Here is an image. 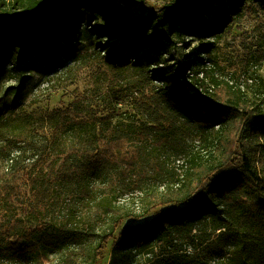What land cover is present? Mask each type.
I'll use <instances>...</instances> for the list:
<instances>
[{"label":"trees","instance_id":"16d2710c","mask_svg":"<svg viewBox=\"0 0 264 264\" xmlns=\"http://www.w3.org/2000/svg\"><path fill=\"white\" fill-rule=\"evenodd\" d=\"M122 1L0 0V68L66 67L62 56L76 59L86 32L107 40L98 50L104 64L129 72L106 114L86 105L0 117V159L10 173L28 175L38 215H53L93 182L107 189L93 217L98 229L0 219V264H47L56 249L93 236L101 248L134 216L114 199L133 190L147 211L160 209L121 231L115 259L155 241L173 245L178 234L193 252H165L157 264H264V98H252V83L221 78L200 51L176 61L187 36L221 32L247 0ZM38 125L50 129L52 143L36 141L27 155L14 145ZM45 151L60 158L37 165ZM0 194L19 198L17 182L3 178ZM194 229L211 232L198 238Z\"/></svg>","mask_w":264,"mask_h":264},{"label":"rangeland","instance_id":"374dc122","mask_svg":"<svg viewBox=\"0 0 264 264\" xmlns=\"http://www.w3.org/2000/svg\"><path fill=\"white\" fill-rule=\"evenodd\" d=\"M146 1L152 6H159L178 0ZM212 19L215 21L216 17ZM79 38L76 43L78 57L67 60V55L62 56L61 60L67 62L66 67L48 71L47 68L29 67L14 62L0 68L1 118L19 120L18 116L21 114L41 115L49 110L68 106L76 110L77 107L89 105L99 111L100 115L108 112L109 100L118 95L117 88L124 84L122 81L129 72L114 71L99 57V46L107 42L106 39L86 32ZM179 45L181 49L176 61L188 62L200 51L208 66L213 67L221 78L242 87H245L247 82L252 83L253 89L250 91L252 98L256 101L257 96L264 98V4L261 1L247 0L241 11L233 15L228 23L223 24L221 32L207 33L205 37L200 32H192L184 43ZM141 118L145 119L140 115L139 120H142ZM137 119L131 118L133 121ZM25 135L28 139L22 143H15L14 146L26 148L27 155L32 152L29 148H32L36 141L50 145L53 140L50 129L42 125H38V128ZM191 144L198 148L194 143ZM59 158L56 154L45 151L38 157L37 165L45 167L52 160ZM9 165L8 161L0 159V181L3 178H10L17 182L19 198L9 199L0 194L1 220L20 218L22 222L32 227L46 220H51L56 226L91 225V229L102 226L100 219L93 220L95 212H98L99 202L107 200L105 196L107 189L102 182H93V187L87 193L73 196L53 215H38L34 211L32 203L34 195L28 175L10 173L11 170H7ZM35 173L34 170L33 174ZM159 190H162L160 183ZM133 191L135 192L120 193L114 197L125 216L131 213L134 216L125 217L113 239L104 243L101 248L98 247L100 242L95 236L90 241L84 239L79 246L72 244L68 248L65 245L51 254V261L47 264H157L165 252L192 253V245L185 241L184 236L176 234L173 245L166 246L155 241L131 249H122L116 259L113 257V246L121 239V231L129 225L152 219L160 209L158 207L156 211H147L145 203L139 200L141 193L138 190ZM210 232V229L206 231L194 229L192 234L198 235L199 238ZM69 250L73 251L70 253ZM68 255H73V258L70 259Z\"/></svg>","mask_w":264,"mask_h":264},{"label":"built area","instance_id":"2783aa9c","mask_svg":"<svg viewBox=\"0 0 264 264\" xmlns=\"http://www.w3.org/2000/svg\"><path fill=\"white\" fill-rule=\"evenodd\" d=\"M122 1V0H121ZM123 2V1H122ZM123 4H124V2H123Z\"/></svg>","mask_w":264,"mask_h":264}]
</instances>
